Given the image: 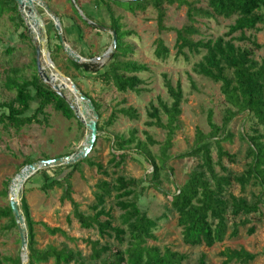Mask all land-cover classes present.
I'll return each mask as SVG.
<instances>
[{"label":"rangeland","instance_id":"374dc122","mask_svg":"<svg viewBox=\"0 0 264 264\" xmlns=\"http://www.w3.org/2000/svg\"><path fill=\"white\" fill-rule=\"evenodd\" d=\"M44 1L57 15L66 45L76 54L86 58L98 56L110 47L112 41L110 32L99 30L89 23L84 24L77 16L81 13L84 17L105 27H110L113 19H116L123 31H130L122 41L124 46L131 49L130 52L125 51V54H122L124 52L120 50L117 53V58L122 61H133L146 65L145 70L136 73L142 79V83L138 85L140 87L138 92L132 90L118 91L111 80L104 78L102 73L113 60L112 56L116 49L111 56L92 62L97 65L96 69L91 68L88 71L75 69L66 59L67 55L63 48H57L59 37L56 36L57 31L52 17L42 5L34 1V8L41 17L48 34V51L51 63L99 106L97 123L100 130L91 151L87 155L88 161L80 162L70 177L72 197L79 203L80 209L91 212V206L95 200V183L100 179L112 182L117 174L122 173L127 177L140 180L136 188V194L138 195V205L142 211L147 212L151 217H156L162 212H165L168 216V218H161L157 222L158 226L155 234L158 239H150L148 243L169 246L174 250L185 253L187 259L183 261V264H195L200 253L205 254L207 262L219 264L222 259L219 251L225 247L244 248L255 254L254 260L248 264H264V206L260 205L259 214L248 216L250 223L240 225L237 236L227 237L222 242H216L210 247L204 245L191 247L185 245L181 240L180 227L176 223V214L170 208V195L166 197L151 187L150 182L147 181L152 176L153 167L151 164L141 154L133 150L128 151L130 157H126L122 168H114L108 163L111 152L115 151L112 148L113 136L128 137L131 129H136L137 137L142 140L145 139V135L148 133L157 141L150 145V149L156 155L160 153L159 143L165 140L166 130L155 125H147L145 122L149 120L147 111L151 102L157 104L158 97L168 103L171 102L164 86L163 74H166L173 85L178 82L183 93L178 122L179 128L173 135L168 154L175 155L189 149L193 145L196 128H200L204 132L210 130L206 120L209 110L212 111L213 121L221 124L227 103L220 91V83L196 73L193 69L194 64L200 60L202 53L191 52L187 48H184L181 53L177 52L174 28H180L188 23L187 6L185 4L178 5L177 2L173 4L165 3L163 20L165 29L160 30L157 25V12L152 6H148L143 11L137 10L135 13H131L114 3H109L110 11H108L103 7L104 3L102 2L97 8L94 5V0H74L80 10L79 13L72 5L71 0ZM197 5L205 6V2L202 1ZM260 11L263 20L257 24L259 29L245 30L244 34L246 36L252 35L258 43L264 44V9L262 8ZM19 13L22 22L14 15L11 17V13H4L0 16V103L14 101L15 90L7 86L8 81L30 79L33 74L37 73L33 34L28 31L23 15L20 11ZM233 20L234 17H197L193 25L198 29V32L190 37L193 40L215 38L226 32L228 25L233 23ZM78 32H81V34ZM239 35V32L233 34V36ZM42 36L41 33L39 38L41 39ZM158 39L168 48V54L165 57L155 56L154 51ZM235 43L251 47L253 56L257 60L264 57V45L255 48L248 41L236 39ZM40 64L46 75L52 74L55 79L54 83L65 84V87L60 90L67 100H70L74 93L71 90L69 81L57 74L42 56L40 57ZM36 105L35 101L31 102L26 113L30 114ZM122 106H132L137 111L138 118L133 119L117 112L114 120L109 124L107 120L112 110ZM45 112L47 123H32L17 129L13 126L0 125V190L3 188L4 181L7 178L12 179L19 169L28 162L27 160L37 161L44 159L45 155L51 158L70 154L78 150L83 144L88 130L76 116L70 119L66 118L51 105L45 108ZM160 115L163 122H165V115L163 113H160ZM249 125L250 121L247 117H244V114L237 115L228 125L233 137L231 140H224L221 143L228 153L234 156L232 159L223 157L221 163L236 173L241 172L248 161L245 157L247 144L240 138V133L248 131ZM211 153L215 161L217 153L214 145ZM89 161L101 162L107 174L100 173L95 166L89 164ZM198 163V157L168 158L166 168L159 171L160 187L170 194L173 193L185 182L190 171ZM56 166L58 165L47 166L45 173L49 175L56 174L53 171ZM215 169L220 171L219 165L216 164ZM69 170L70 168H65L60 177ZM44 176L43 170L33 173L24 181L20 191V194L24 195L26 199L30 217L33 221L34 247L42 250L49 244L58 247L64 244L73 249H79L82 253L83 258L79 260L80 263L71 262L70 264H109L104 255L98 260L88 258L90 248L82 239L99 238L96 230L82 228L78 224L72 215L68 199L61 200L60 198V187L54 186L46 192L40 189ZM143 179L146 180L143 181ZM9 183L6 195L0 194V207L8 205ZM230 191L237 196L243 195L251 199L253 192H258V188L255 185H248L245 189H240L238 184H234ZM112 205L113 198L107 197L106 207L112 209L114 222L118 224L119 212ZM8 224H10L9 218H0V264H14L11 259L17 257H19L20 264H22L16 226L8 228ZM251 224L255 225V231L249 234L247 227ZM46 226L62 228L71 239L65 238L60 233L50 234L46 230ZM106 240L116 243L114 239H101L102 242ZM51 263L52 260L36 264ZM231 264L241 263L232 262Z\"/></svg>","mask_w":264,"mask_h":264},{"label":"trees","instance_id":"16d2710c","mask_svg":"<svg viewBox=\"0 0 264 264\" xmlns=\"http://www.w3.org/2000/svg\"><path fill=\"white\" fill-rule=\"evenodd\" d=\"M95 6L104 3L103 7L110 11L109 3H114L131 13L137 10H145L148 6L155 8L157 12V25L160 30L165 29L163 20L165 16L164 4L187 6L186 15L188 23L180 28H174L176 33L177 52H183L187 48L191 52L202 53L199 61L194 64V71L215 82L220 83V91L224 96L227 106L222 116L221 124L212 119V111L207 113V123L210 130L202 131L195 129L193 145L178 154H168L171 141L175 131L179 128V115L181 113V102L183 98L181 85L177 82L172 84L171 80L163 74L164 86L171 99L168 103L162 98H157V104L151 102L148 107L147 125H155L166 130V137L160 142L158 155L150 149V145L156 143L148 133L144 140L136 135V129H131L128 137L116 136L112 138V148L108 163L111 166L122 168L126 157H130L128 151H136L153 167L152 176L147 181L149 185L167 197L170 195V208L176 214V223L180 227L181 240L185 245L197 247L204 245L210 247L216 242H222L225 238L235 237L239 226L250 223L249 215L260 213V205L264 206V57L257 60L253 56V50L235 43L236 40L248 41L253 47L260 48L264 44L256 41L252 35L246 36L245 30H258L257 24L262 22L264 0H94ZM204 1L205 6L197 4ZM74 10V9H73ZM76 13V11H74ZM11 13L20 22L22 17L19 13L15 0H0V16ZM77 14V13H76ZM84 24H88L80 15H77ZM234 17L233 23L228 25V30L215 38L193 40L190 36L198 32L193 25L196 18ZM17 25V24H16ZM117 35L116 52L108 68L102 73L106 80H111L118 91L127 90L140 91L138 85L142 79L136 74L146 69V65L133 61H122L117 58V53L122 50L125 54L130 52L129 47L124 46L122 39L130 31H123L116 19L110 26ZM77 28V27H76ZM239 32V36H233ZM81 34V32H78ZM58 37V34L56 33ZM57 48H61L60 43ZM35 50V49H34ZM155 56L165 57L168 48L158 39L156 41ZM66 59L75 69H96L95 63H78L66 56ZM35 62V59H34ZM7 86L15 90L14 101H3L0 103V125L13 126L16 129L32 123H47L45 108L51 105L55 110L61 112L66 118L75 117L73 109L66 99L61 97L49 85L44 83L40 76L35 73L30 79L10 80ZM85 94V93H84ZM86 95V94H85ZM87 96V95H86ZM91 99V98H90ZM36 102L34 110L27 114L31 102ZM96 111L98 104L92 100ZM117 112L130 118H138L137 111L132 106H122L112 110L108 118L109 124L114 120ZM160 113L166 117L163 122ZM239 114H244L250 121L249 130L240 133V138L246 142L245 157L248 159L245 168L236 173L221 163L223 157L232 159L233 154L222 146V141L231 140L233 134L229 131L230 121ZM100 127L97 123V131ZM213 145L216 147L217 159L214 161L211 153ZM66 155V154H65ZM44 159L49 158L44 156ZM170 157H198L199 163L190 171L185 182L173 193H168L160 187L159 171L166 168V161ZM26 164L34 161L27 160ZM84 159L68 165H58L53 175L45 173L40 189L47 190L58 186L61 188V200L68 199L71 212L82 228H93L99 238H84L90 248L88 258L98 260L105 256L109 264H183L187 255L172 249L169 246H159L148 243V240H157L155 230L157 222L161 218H168L165 212L156 217H151L142 211L138 205L136 188L140 180L127 177L122 173L117 174L113 181L100 179L95 183L94 203L91 212L80 209L79 203L72 197L70 177L73 171ZM25 164V165H26ZM91 166L106 175V170L101 162L89 161ZM219 165L220 171L215 169ZM22 168V167H21ZM20 168V169H21ZM70 168L62 177L60 175ZM19 169V170H20ZM37 170L36 172H38ZM171 171V169H169ZM117 173L116 170H114ZM11 178L4 181L0 194L6 195L7 185ZM146 179H143V181ZM238 184L240 189L248 185H255L258 192H253L252 198L243 195H235L230 189ZM107 197L113 198V205L118 214L119 223L115 224L112 209L106 207ZM21 211L27 228V248L30 264L47 262L51 264H70L82 259L79 249H73L66 245L61 247L49 244L44 249L38 250L34 247L33 221L30 217L29 206L24 195H21ZM9 218L8 228L15 227V221L9 204L0 207V218ZM50 234L60 233L67 239H71L67 232L59 227H48ZM255 225L247 227V232L252 234ZM73 239V238H72ZM101 239H114L116 243ZM74 240V239H73ZM222 257L219 264H231L237 262L248 264L254 260L255 254L244 248L225 247L219 251ZM14 264H20V259H11ZM195 264H211L206 261L204 253H200Z\"/></svg>","mask_w":264,"mask_h":264},{"label":"water","instance_id":"95a60500","mask_svg":"<svg viewBox=\"0 0 264 264\" xmlns=\"http://www.w3.org/2000/svg\"><path fill=\"white\" fill-rule=\"evenodd\" d=\"M17 3L18 10L22 13L27 29L30 33L33 34V43L34 49L36 54V63H37V74L40 78L47 83L53 90H55L61 97L67 100L63 92L60 90L61 88L65 87L64 83H54L55 80L52 76L46 75L43 68L40 64V57L42 56L46 63L51 65V67L59 74L63 79L69 81L71 85V90L74 93V96L67 100L69 106L73 109L75 116L87 127V135L86 138L81 145V147L66 155L51 157L47 159H40L34 161L32 163H28L24 165L16 174L15 176L10 179V183L8 186V204L11 209L12 216L15 221L16 229L19 236L20 242V251L22 257V264H30L29 254L27 252V228L25 224V219L23 217L21 211V186L24 181L35 173L37 170L47 167V166H55V165H62V164H71L77 161L84 159L88 153L91 151L96 136L98 134L97 131V118L98 113L95 109L94 104L92 103L91 99L86 96L76 85L67 77L64 73H62L57 67H55L50 59H49V46H48V34L46 32L45 25L41 17L37 14L34 8V1H37L40 5H42L49 15L52 17L54 21V27L57 31L59 37V43L63 50L65 51L66 55L73 59L78 63H92L94 61H100L112 55L113 51L116 49V42H117V35L114 29L110 27L101 26L90 19L84 17L81 13L77 5L75 4L74 0H71L72 5L74 8L80 13V15L85 19L87 23L94 26L99 30H104L110 32L112 34V41L110 47L102 54L86 58L82 57L75 52H73L65 43L62 37V30L60 26V21L57 15L49 8V6L45 3L44 0H15ZM133 1V0H127ZM42 33V38H39V35Z\"/></svg>","mask_w":264,"mask_h":264},{"label":"flooded vegetation","instance_id":"af4514ba","mask_svg":"<svg viewBox=\"0 0 264 264\" xmlns=\"http://www.w3.org/2000/svg\"><path fill=\"white\" fill-rule=\"evenodd\" d=\"M111 28V27H110Z\"/></svg>","mask_w":264,"mask_h":264}]
</instances>
